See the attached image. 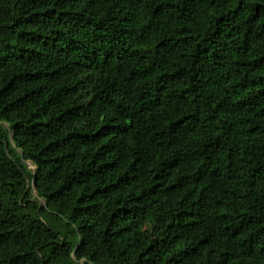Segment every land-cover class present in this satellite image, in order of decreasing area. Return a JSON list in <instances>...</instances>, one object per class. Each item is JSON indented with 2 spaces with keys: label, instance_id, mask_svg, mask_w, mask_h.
Masks as SVG:
<instances>
[{
  "label": "trees",
  "instance_id": "16d2710c",
  "mask_svg": "<svg viewBox=\"0 0 264 264\" xmlns=\"http://www.w3.org/2000/svg\"><path fill=\"white\" fill-rule=\"evenodd\" d=\"M0 264H264V0H0Z\"/></svg>",
  "mask_w": 264,
  "mask_h": 264
},
{
  "label": "rangeland",
  "instance_id": "374dc122",
  "mask_svg": "<svg viewBox=\"0 0 264 264\" xmlns=\"http://www.w3.org/2000/svg\"><path fill=\"white\" fill-rule=\"evenodd\" d=\"M27 165H28L30 170L33 171L35 169V167L31 163L27 162Z\"/></svg>",
  "mask_w": 264,
  "mask_h": 264
}]
</instances>
